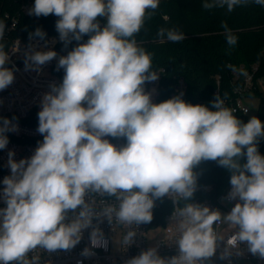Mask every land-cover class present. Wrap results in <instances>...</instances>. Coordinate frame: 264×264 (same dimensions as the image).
Wrapping results in <instances>:
<instances>
[{"label": "clouds", "instance_id": "9594fccd", "mask_svg": "<svg viewBox=\"0 0 264 264\" xmlns=\"http://www.w3.org/2000/svg\"><path fill=\"white\" fill-rule=\"evenodd\" d=\"M241 0H216L203 7L227 5L229 12ZM264 5V0H256ZM159 0H35L30 14L59 17L56 29L61 40L69 35L86 43L59 59L65 71L61 85L43 98L38 113V132L43 142L30 159L16 162L9 152L11 176L5 177L0 209V262L31 264L30 250L40 246L48 252L73 248L94 216H106L136 225L153 219L154 199L175 193L188 201L194 193L193 166L201 160L217 161L232 172L230 197L239 202L227 215L206 206L187 203L178 211L182 235L179 255L164 259L148 249L127 264H200L216 251L213 225L224 222L238 227L228 239L236 247L247 242L252 254L264 258V156L257 138L264 136V124L252 117L242 123L217 95L210 110L185 102L180 96L155 104L142 85L155 81L150 73L151 57L137 47L133 37L144 22L146 10L156 9ZM97 17H106L101 28ZM0 22V37L4 33ZM226 30V42L237 38ZM36 35L43 37L37 29ZM159 35H165L163 29ZM167 38L177 42L183 35L169 30ZM2 49V46H0ZM56 52H36L30 59L37 65L51 61ZM0 50V90L13 81ZM86 103V107L84 106ZM0 127V149L8 144ZM123 136L126 146L117 148L105 136ZM246 157L241 164L239 158ZM90 192L116 196L118 210L109 206L95 213L86 195ZM174 203H178L174 201ZM79 209V212L76 210ZM74 218H69V213ZM135 231H128L124 243H132ZM92 245L100 244V233H91ZM84 249L82 255H88Z\"/></svg>", "mask_w": 264, "mask_h": 264}, {"label": "built area", "instance_id": "2783aa9c", "mask_svg": "<svg viewBox=\"0 0 264 264\" xmlns=\"http://www.w3.org/2000/svg\"><path fill=\"white\" fill-rule=\"evenodd\" d=\"M35 0H22L16 12L6 11L0 15V22L4 24V33L0 37V46L7 59L4 68L13 73V81L5 89L0 90V127L3 121H9L8 128L4 135L8 138V144L4 149H0V209L5 208L3 199V189L5 177L11 176L8 166L9 152H13V159L19 162L21 159H30L36 148L43 142V135L38 132L40 104L46 94L52 91V86H59L63 82L65 71L58 67L59 59L67 56L75 47H67L66 41L61 40L60 34H47L43 37L33 34L21 36L17 34L23 16H29L30 9L34 6ZM103 27L107 23L106 17H97ZM54 51L56 56L43 65L37 66L30 57L36 52ZM256 67L241 66L234 71V91L224 93L221 88V80L217 79V87L214 89L212 101L218 95L224 106L231 109L233 115L244 123V119L250 116L251 108L247 103L248 99L254 98L253 94L256 83L261 87L263 78L256 77ZM157 79L155 81H145L142 85L145 93L150 95L151 102L158 104L161 100V90L163 88V78L167 73L165 67L152 70ZM187 83L184 77H179L174 85L169 100L180 96L184 99ZM87 106L86 103L84 105ZM213 106V105H212ZM210 110H215L210 108ZM259 107L256 111L258 112ZM255 113V114H256ZM250 120V117H249ZM110 143L118 149L126 146L127 139L123 136H105ZM232 185L229 182L223 189L217 190L214 184H196L193 196L185 201L179 199L175 193H169L162 198L154 199L152 209L153 219L149 223L127 225L117 221L115 213L112 215L111 223L106 216H94L91 225L82 230L81 239L73 248L68 250L58 249L48 252L44 248L30 250L26 259L31 264H127V262L140 255L148 249H156L157 254L169 259L179 255L177 241L182 235L181 218L178 216L179 209L185 204H199L206 206L210 210H218L222 215H227L231 209L239 202L238 198L230 197ZM178 203H174L177 201ZM86 202L95 213L113 206L119 208V200L116 196L90 192L86 195ZM79 212V209L76 210ZM161 211V220L154 227L152 222L158 219V212ZM74 213H69V218H74ZM162 226L163 236L151 247L149 243V233L153 229ZM217 236L216 251L212 257L203 259L200 264H264V258L259 254H252L249 251L247 242H240L236 247L228 245V239L239 229L227 222L213 225ZM98 229L100 233V244L93 246L91 243V233ZM128 231H135L132 243L126 245L124 236ZM89 249L88 255H82L84 249ZM2 264V262H0ZM10 264H18L13 261Z\"/></svg>", "mask_w": 264, "mask_h": 264}, {"label": "trees", "instance_id": "16d2710c", "mask_svg": "<svg viewBox=\"0 0 264 264\" xmlns=\"http://www.w3.org/2000/svg\"><path fill=\"white\" fill-rule=\"evenodd\" d=\"M22 0H0V15L6 11L16 12ZM205 3H216V0H159L156 9L146 10L144 22L140 31L126 39L135 40L137 47L142 48L151 57V68L165 67L167 73L163 78L161 102H164L173 91L179 77H184L187 83L184 101L193 105H204L213 108L212 98L217 87V79L221 80L224 93L234 91L233 73L241 66L256 67V77L264 79V5L256 0H241L233 11L215 6L205 9ZM59 17L23 16L17 34L29 36L39 29L43 35L59 34L56 22ZM101 28L103 25L98 21ZM227 25L237 38L233 46L226 42ZM163 29L165 35H159ZM169 30L183 35L177 42L167 38ZM90 34H85L77 41L71 34L66 41L67 47H76L86 43ZM253 94L259 97V110L254 115L264 124V94L261 87L255 86ZM249 121V117L244 119ZM259 153L264 156V136L257 138ZM240 163L246 162V157L239 158ZM0 165V171H1ZM196 184L211 183L217 190L223 189L231 180L232 172L220 166L217 161L201 160L193 166ZM152 222L154 227L161 220Z\"/></svg>", "mask_w": 264, "mask_h": 264}, {"label": "rangeland", "instance_id": "374dc122", "mask_svg": "<svg viewBox=\"0 0 264 264\" xmlns=\"http://www.w3.org/2000/svg\"><path fill=\"white\" fill-rule=\"evenodd\" d=\"M261 90L262 93L264 94V80H262V84H261ZM248 105L251 108V112H250V119L252 117H254L258 107H259V97L255 96L254 98L248 99L247 100ZM43 104H40V111L42 110ZM164 233V229L162 226H159L155 229H153L152 231H150L149 233V243L151 245V247H153L156 242L163 236Z\"/></svg>", "mask_w": 264, "mask_h": 264}]
</instances>
